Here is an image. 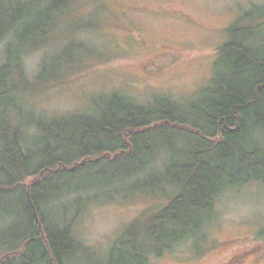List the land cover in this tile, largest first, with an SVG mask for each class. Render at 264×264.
Masks as SVG:
<instances>
[{"label": "trees", "instance_id": "1", "mask_svg": "<svg viewBox=\"0 0 264 264\" xmlns=\"http://www.w3.org/2000/svg\"><path fill=\"white\" fill-rule=\"evenodd\" d=\"M25 3L0 0V40H8L0 65V264H150L187 240L201 250L217 198L264 184V3L226 29L212 77L188 102L159 95L140 104L114 92L97 97L92 113L53 118L20 102L21 57L43 45L52 12L67 0L43 13L47 23ZM52 58L37 82L49 80ZM122 192L166 201L99 256L74 235L75 214L87 200Z\"/></svg>", "mask_w": 264, "mask_h": 264}, {"label": "rangeland", "instance_id": "2", "mask_svg": "<svg viewBox=\"0 0 264 264\" xmlns=\"http://www.w3.org/2000/svg\"><path fill=\"white\" fill-rule=\"evenodd\" d=\"M24 1L36 8V15L42 14L39 22L47 23L44 14L62 0ZM263 3L67 0L52 12L53 28L43 45L21 57L26 85L18 92L20 102L48 118L92 113L97 97L114 92L140 104L159 95L186 103L212 77L217 49L227 40L226 29L243 10ZM7 41L0 40V65L6 62ZM70 43L77 45L76 50L59 60L56 56ZM49 57L53 58L46 75L51 76L37 82L42 62ZM124 193L87 200L75 214L74 235L99 256L129 224L146 220L166 201L164 195ZM263 230L264 184L250 182L217 198L214 220L203 229L204 238L197 245L201 250L195 251L192 240H187L162 257L151 258L150 264H224L236 255L240 257L229 264H264Z\"/></svg>", "mask_w": 264, "mask_h": 264}, {"label": "flooded vegetation", "instance_id": "3", "mask_svg": "<svg viewBox=\"0 0 264 264\" xmlns=\"http://www.w3.org/2000/svg\"><path fill=\"white\" fill-rule=\"evenodd\" d=\"M240 256H234V257H232V259L230 260V261H227L226 263H224V264H229L231 261H233L235 258H239Z\"/></svg>", "mask_w": 264, "mask_h": 264}]
</instances>
